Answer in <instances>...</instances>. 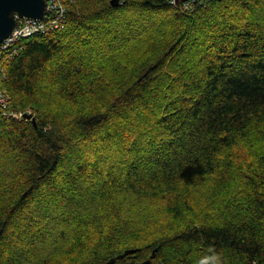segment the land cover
Segmentation results:
<instances>
[{
    "label": "trees",
    "instance_id": "1",
    "mask_svg": "<svg viewBox=\"0 0 264 264\" xmlns=\"http://www.w3.org/2000/svg\"><path fill=\"white\" fill-rule=\"evenodd\" d=\"M66 3L6 68L0 264H264V0Z\"/></svg>",
    "mask_w": 264,
    "mask_h": 264
},
{
    "label": "built area",
    "instance_id": "2",
    "mask_svg": "<svg viewBox=\"0 0 264 264\" xmlns=\"http://www.w3.org/2000/svg\"><path fill=\"white\" fill-rule=\"evenodd\" d=\"M173 3L176 0H168ZM47 11L44 19L21 17L16 14L17 24L12 34L0 44V112L7 117L23 119L26 113L33 114L31 109L15 111L8 90L3 86L7 76L6 68L22 49V42L35 35L49 33L52 30L65 28L68 23V6L66 0H46ZM190 3L186 4L188 8Z\"/></svg>",
    "mask_w": 264,
    "mask_h": 264
},
{
    "label": "water",
    "instance_id": "3",
    "mask_svg": "<svg viewBox=\"0 0 264 264\" xmlns=\"http://www.w3.org/2000/svg\"><path fill=\"white\" fill-rule=\"evenodd\" d=\"M187 1V0H180ZM113 5L120 4V0H112ZM46 0H0V44L8 38L16 27V14L32 18H43L46 14ZM30 118L29 115H27ZM33 122L36 123L35 119ZM155 251L152 255L154 257ZM152 257L142 264H154Z\"/></svg>",
    "mask_w": 264,
    "mask_h": 264
},
{
    "label": "bare ground",
    "instance_id": "4",
    "mask_svg": "<svg viewBox=\"0 0 264 264\" xmlns=\"http://www.w3.org/2000/svg\"><path fill=\"white\" fill-rule=\"evenodd\" d=\"M171 5L175 6V7H178L180 9H185V10H190V9H193V6L195 5H202V4H205V0H187V1H180V0H176L175 3L171 2V1H168ZM190 3V6L187 8L186 7V4ZM15 111H18V109L14 108ZM0 115L2 118H16V119H20V118H17V117H14V116H11V117H7V116H4L1 112H0ZM144 262V261H143ZM142 262V263H143Z\"/></svg>",
    "mask_w": 264,
    "mask_h": 264
},
{
    "label": "rangeland",
    "instance_id": "5",
    "mask_svg": "<svg viewBox=\"0 0 264 264\" xmlns=\"http://www.w3.org/2000/svg\"><path fill=\"white\" fill-rule=\"evenodd\" d=\"M196 6V5H195ZM194 7V6H193ZM181 10H185V9H181ZM46 11H47V9H46ZM46 15V14H45ZM45 15H44V17H45ZM16 16V15H15ZM21 17H27V16H21ZM44 17L43 18H41V19H44ZM29 18H32V17H29ZM242 18V17H241ZM35 19H39V18H35ZM155 251V253H156V250H154ZM154 251H153V253H154ZM153 253H152V255H153Z\"/></svg>",
    "mask_w": 264,
    "mask_h": 264
}]
</instances>
